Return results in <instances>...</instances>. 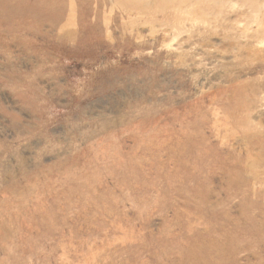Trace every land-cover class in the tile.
<instances>
[{
    "label": "rangeland",
    "instance_id": "rangeland-1",
    "mask_svg": "<svg viewBox=\"0 0 264 264\" xmlns=\"http://www.w3.org/2000/svg\"><path fill=\"white\" fill-rule=\"evenodd\" d=\"M0 264H264V0H0Z\"/></svg>",
    "mask_w": 264,
    "mask_h": 264
}]
</instances>
